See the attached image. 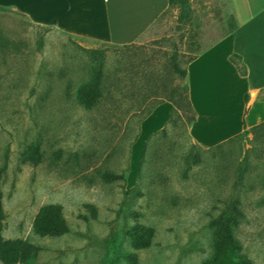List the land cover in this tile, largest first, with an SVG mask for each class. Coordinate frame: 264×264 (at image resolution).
I'll return each mask as SVG.
<instances>
[{
  "label": "rangeland",
  "instance_id": "374dc122",
  "mask_svg": "<svg viewBox=\"0 0 264 264\" xmlns=\"http://www.w3.org/2000/svg\"><path fill=\"white\" fill-rule=\"evenodd\" d=\"M188 5L187 15L169 7L130 47L73 36L0 7L2 236L41 246L26 264H130L127 254H136L137 264H202L215 255L211 219L236 200L238 258L264 264V148L248 129L219 147L197 145L186 114L169 102L184 104L188 95L175 68L186 69L235 27L229 0ZM100 60L105 95L87 110L78 89ZM213 120L209 130L219 124ZM33 144L44 157L38 165L23 160ZM58 150L63 156L55 161ZM74 154L86 158L77 163ZM98 171L125 179L105 183ZM50 204L63 208V236L34 231L37 213ZM136 224L154 229L150 247L133 248L128 231Z\"/></svg>",
  "mask_w": 264,
  "mask_h": 264
},
{
  "label": "crops",
  "instance_id": "0c3cea01",
  "mask_svg": "<svg viewBox=\"0 0 264 264\" xmlns=\"http://www.w3.org/2000/svg\"><path fill=\"white\" fill-rule=\"evenodd\" d=\"M235 28L188 63V96L196 113L193 143L213 147L264 122V0H229ZM31 21L78 37L138 43L169 8L168 0H0ZM246 68L242 75L231 57ZM173 107V106H172ZM213 118L219 123L209 130Z\"/></svg>",
  "mask_w": 264,
  "mask_h": 264
},
{
  "label": "trees",
  "instance_id": "16d2710c",
  "mask_svg": "<svg viewBox=\"0 0 264 264\" xmlns=\"http://www.w3.org/2000/svg\"><path fill=\"white\" fill-rule=\"evenodd\" d=\"M168 4L169 7H179L184 15L189 13L188 0H168ZM130 46L131 44L127 46L124 45L123 47ZM231 61L237 66L242 75L246 74V68L239 56H232ZM175 69L182 78L186 77V69L181 70L177 67ZM104 79L103 60H100L97 67L92 72L90 81L78 89V100L85 109H93L105 95L103 90ZM169 102L173 105V112H184L188 122L191 124L196 121V113L188 95L186 100H184V104L174 100H169ZM190 112L191 115L189 116L188 113ZM244 128L247 129L245 123ZM248 131L253 135V140L264 148V122L253 126L248 129ZM241 136L242 134H238L221 144H227L234 140H238ZM221 144L216 145V147H219ZM259 152L264 155V149H261ZM53 156L55 161H59L62 159L63 153L61 150H58L54 152ZM72 157L77 163H80L81 159L86 158L85 154L82 156L74 154ZM23 160L24 162H31L34 165L42 163L44 157L39 146L33 144L27 147L23 153ZM199 162L200 158L196 155L193 163L198 164ZM6 169L7 163L5 162L4 165L0 167V262L2 264H26L34 260L42 248L39 245L22 239H4L2 236L5 213L2 202L1 181ZM97 173L100 179L105 183H113L125 179L123 174H114L107 171H98ZM239 205L240 202L238 200L231 201L223 213L211 219L210 225L214 229L215 255L212 259L206 260L202 264H252L247 258H238V255L242 251V246L234 235V229L238 226L240 218L242 217ZM86 207L92 211L93 217L95 218L96 208L93 205H87ZM133 214L136 217L142 216L139 212H134ZM33 228L35 233L41 237H60L68 233L69 226L64 217L62 206L58 204L43 206L34 219ZM128 236L130 237L134 249H146L150 247L155 236V231L153 228L136 224L129 229ZM126 257L129 259L130 264H137L136 254H127Z\"/></svg>",
  "mask_w": 264,
  "mask_h": 264
}]
</instances>
